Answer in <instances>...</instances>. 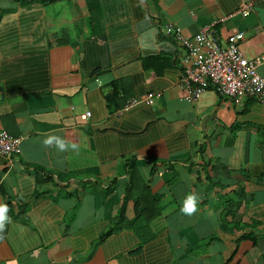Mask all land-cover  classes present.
I'll return each mask as SVG.
<instances>
[{
  "label": "crops",
  "instance_id": "crops-1",
  "mask_svg": "<svg viewBox=\"0 0 264 264\" xmlns=\"http://www.w3.org/2000/svg\"><path fill=\"white\" fill-rule=\"evenodd\" d=\"M167 25L264 54V0H0V264H264V94L181 101Z\"/></svg>",
  "mask_w": 264,
  "mask_h": 264
},
{
  "label": "built area",
  "instance_id": "built-area-1",
  "mask_svg": "<svg viewBox=\"0 0 264 264\" xmlns=\"http://www.w3.org/2000/svg\"><path fill=\"white\" fill-rule=\"evenodd\" d=\"M250 9V4L243 5L238 14L245 17ZM163 32L182 50L178 81L179 88L183 91L181 101L195 102L208 88L216 96L231 101L256 99L264 94V78L256 73V68L264 64V54L250 60L245 59L239 50V44L243 39L242 33L229 36L224 46H219L212 37V25L191 38L185 36L180 28L171 25L165 26ZM158 96L148 93L139 99H129L122 110L138 103L151 105L153 99ZM88 117L89 113L80 116L82 120ZM261 128L264 131V125ZM20 142V137H12L0 131V156L9 158L17 155Z\"/></svg>",
  "mask_w": 264,
  "mask_h": 264
},
{
  "label": "clouds",
  "instance_id": "clouds-1",
  "mask_svg": "<svg viewBox=\"0 0 264 264\" xmlns=\"http://www.w3.org/2000/svg\"><path fill=\"white\" fill-rule=\"evenodd\" d=\"M44 144L48 147L55 146L56 149L60 152L68 151L70 148L75 150L76 145H69L64 139L58 136H50L45 139ZM197 197L192 194L188 195L184 201L183 207L181 208V212L185 215H193L197 211ZM7 206L0 205V232H2L5 228V224L9 223L10 220L6 215Z\"/></svg>",
  "mask_w": 264,
  "mask_h": 264
},
{
  "label": "trees",
  "instance_id": "trees-1",
  "mask_svg": "<svg viewBox=\"0 0 264 264\" xmlns=\"http://www.w3.org/2000/svg\"><path fill=\"white\" fill-rule=\"evenodd\" d=\"M13 2H18V1H24V0H12ZM131 188H129L128 190H130ZM124 220H123V216L119 215V217L116 220V223L114 225V227H111L104 235H109L111 233H114L116 231H118L119 229H121L123 227Z\"/></svg>",
  "mask_w": 264,
  "mask_h": 264
}]
</instances>
